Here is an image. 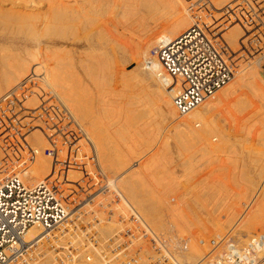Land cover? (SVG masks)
<instances>
[{
    "label": "bare ground",
    "instance_id": "1",
    "mask_svg": "<svg viewBox=\"0 0 264 264\" xmlns=\"http://www.w3.org/2000/svg\"><path fill=\"white\" fill-rule=\"evenodd\" d=\"M4 1H9V0H0V10L3 12V6L4 5ZM12 1V6H10L9 12L11 13H20V17L17 19L16 21V25L15 24H11L9 22L10 19L12 18H7L8 16H10V14H8V16L5 17L7 18L6 20H8V23L6 21V26L4 25V22H5V17L3 16L2 18H4V21L3 19L1 21V24L2 27L4 28L5 27V31L7 30V25L8 24H11V27L13 25H15V27L18 25V20H22L23 17L26 19H23L24 22L21 23L23 24L22 26H26V33H24L22 36L20 35L19 37H17L19 35L20 32H24V30H21L22 29V26H21V29H20V32H19V28H18V31H17V27H16V31L18 32V34H16V37L12 38L11 36V33L13 32H16V31H12V28L11 30H9L10 32L5 34L4 32H0V58L1 59H4V58H7L8 56V53L11 52V55L8 56V60H9V57L11 58L12 57V60L13 61H9L8 63L4 61H2V65H1V72H0V75L3 77L7 76L8 74L10 73H18L19 71H23L24 69L26 70H29V72L35 74V75H44V78H48L50 77V79L53 80V85L55 86L56 88V101H59L61 100L62 103L68 108V110L73 114V116H76L75 119L76 121L78 122V124H80V126H83L84 128H86V130L88 131V135H89V138L91 140L94 141L95 143V147L98 149V152H97V155H98V158H99V162H100V165L102 167V169L108 173L109 171V168H110V172H113V174H116L115 176V187L117 188V190L119 192H121L125 198L129 201V203L134 206L136 209H138V211L144 216V218L149 222V224H151L153 226V228L156 230V231H163L166 230L165 229V223L161 220L163 218H159V216L156 214H154L153 210L150 209V206H154V205H151V204H154V201L153 203H150V205H148V201H147V205L148 207L144 204V201L141 199L140 195L138 192L139 189H138V184L140 182H143L145 180V177L147 175L151 176V182L149 181V183L147 185H150L152 184V181H154V183H160L158 180H160L159 178H157V180L155 179V174H153L152 171H155L154 169L155 168H159L162 163L160 162L161 160V156L163 155L162 153L164 152L165 150V147L167 146L168 142L166 141V146L163 145L162 146H165L163 148H160L158 151H153V153L155 155H153L154 157L148 158V160H142L140 163H142V165L140 167H134V166H137V164H134V165H129L130 162H126V160L124 159L123 161L121 162H118L116 163V159L113 161L112 159L117 157V154L116 156L114 155V153H116L115 151L113 152V154H110L113 158L110 157V155L108 153H111L112 151V147L111 149L109 148V146L107 147L108 145V138H106L104 136V133H103V128H102V125H101V121H104L103 119L100 118V114L101 112H103V115H104V110L105 108L101 105H97L95 104V101L92 97H90L89 95H86V96H83V91L89 89L87 87H84L83 85V81L82 79L80 78L79 76V72L76 70L74 72H69L68 73V68H70L68 65L69 61H67V58H70L71 60L73 59L72 55H70V52H69V48L66 49V48H63V47H57V41H60V42H67V43H70V44H75V45H79V44H83V45H88V47H99L102 48V57L98 56L99 57V60L100 58H102L101 60H104L103 59V56L105 58V62L104 63L103 61V64L105 66L108 67V65L106 64H113L112 63V59H110V57L108 56V48L104 47L103 45L105 44H108L109 40L111 42V40L113 39H110L112 38V34L110 33H113L114 30H117L115 32H119L118 29H113V32L111 31L113 27H118V26H125L126 23L130 22V19L132 18L133 20V17H130V15H132V13L135 12V10H140L141 8H144V9H154L155 7L157 8V6H161L159 2H157L158 0H10ZM211 2V7L213 8V10H218L220 7H222L223 5H227V3L230 2V0H209ZM161 2H163V0H161ZM11 4V2H10ZM6 5V4H5ZM9 5V4H8ZM141 7V8H140ZM173 7V6H172ZM160 8V7H159ZM158 8V10H159ZM178 9V8H177ZM221 9V8H220ZM5 10V9H4ZM157 10V11H158ZM172 10H174L175 12V8H173ZM156 11V12H157ZM160 11V10H159ZM158 11V13H160ZM116 12V14H114ZM152 12V11H151ZM150 12V13H151ZM154 12V13H156ZM171 12V11H170ZM174 12L170 13L172 14V16H170V19L166 18L167 21L164 22V24H162L161 26H157V24H155L156 26L152 27L151 29H149L147 32H145V37L143 36L141 38L140 41H137V43L133 44L132 39L131 41H126L127 44H132L130 46H128L125 41H124V36L126 37V35L123 36V40L121 39L122 35H121V30L122 28H120V34H117L118 36H116V40L117 38L120 40H122V44L125 43V47L123 45L122 48H125L123 53L128 55L129 54V57H131V60L133 61V63H135L136 65V71L137 75H133L132 78H130L129 74L127 73V71L130 73H134L133 71H131L130 69L126 70L125 72L119 68L117 66V68L121 69L120 71V74H125L129 76L130 79H127L125 78L127 81H137L138 83H140L142 81V83L146 82L148 85V89L149 87H151V90L153 89V92L150 90V92H152L153 94H155V97L156 99H158L157 101L159 103H161V106H162V109L163 111L166 112V117L170 120V122H172V125H171L168 129H169V132H171L174 136H176L179 140V142H181L182 146H180V148L184 147L183 149H185V147H188L189 145L186 146L185 143L187 142H190V143H199L200 145H202V147H204L205 144H215V142L213 141L215 137H217L216 139H218L220 142H222L223 138L224 139H228L229 138V134L226 133V129H223V126L226 124L224 123V125L222 126V124L220 123V119H222V113L224 112V109L226 108H222L221 104L222 105H225V106H228L230 104H228V102L230 103V101L233 103L231 105H235V103H237V99L240 98L239 95L242 94V92H248V91H251V92H255L256 94L259 93L260 96L262 97V99L264 100V75L262 74V71L260 69V64H261V59L260 57L257 58L256 60H251L250 58V64H253L249 70L247 71H243V70H240L239 68L241 67V65H237L239 68H236V69H239L237 71L236 74H234V77L233 79L230 81V83L225 86L224 88L220 89L213 98H211L210 100H207L205 102H203L200 106H198L197 108L193 109L191 112L188 113V116L185 115V116H180L181 114L178 113L174 103H173V98L175 96V92L176 90H178L179 88V85L180 83H177V85L175 84L176 81L173 80V78H171L169 75L165 74L164 73V69L162 67V64L158 58V56L156 54H154L155 50L157 49V46L160 44L161 41L163 40H173L175 38H177L179 35L182 34V32H184L185 30H187L193 23H194V17H192V14H189V13H183L182 11H180L179 9L175 12L176 14H174ZM231 12V11H230ZM139 13V12H137ZM137 13H135L134 15H136ZM141 13V11H140ZM162 13V12H161ZM114 14V16H113ZM164 14V13H162ZM162 14H158L159 15H162ZM1 15V14H0ZM153 15V14H152ZM151 15V16H152ZM165 15V14H164ZM174 15V16H173ZM209 15V14H208ZM14 16V15H13ZM23 16V17H22ZM163 16V15H162ZM166 16V15H165ZM18 16H16L17 18ZM155 18H157L156 16H154ZM172 17V18H171ZM154 18V19H155ZM161 18V17H160ZM164 18V16H163ZM162 18V19H163ZM14 19V18H13ZM159 19V18H158ZM22 20V21H23ZM157 20V19H155ZM159 21V20H158ZM157 21V22H158ZM161 21V20H160ZM159 21V22H160ZM21 22V21H20ZM146 22V20H145ZM155 22V21H154ZM223 22V21H222ZM14 23V22H12ZM156 23V22H155ZM163 23V22H160V24ZM207 23L210 24V26L212 27V31L216 34V35H220L221 32L225 31L224 34L225 35H222L226 41L230 44V47H232V52H234V50H238V48H240L241 50H244L245 48V44H246V39H247V36L251 35L249 33L248 35V27L246 25H244V20L241 18H235V20H232V21H229L227 23H225V27L224 29H222L223 27H220L219 26H216V24L214 25V23H212V19L211 18H208L207 19ZM1 24H0V29H1ZM26 24V25H25ZM159 24V25H160ZM222 24V23H221ZM143 25V24H142ZM10 26V25H9ZM8 26V27H9ZM20 26V24H19ZM110 26H113L112 28H110ZM144 26V25H143ZM128 27V26H127ZM156 29L155 31L153 29ZM15 29V28H13ZM148 29V28H147ZM146 29V30H147ZM2 30V29H1ZM0 30V31H1ZM145 30V29H144ZM227 30V31H226ZM22 32V33H23ZM129 32V31H128ZM212 32V36H216L214 33ZM4 33V34H3ZM211 33V31H210ZM9 34V35H8ZM114 36L116 35L115 33H113ZM128 36V35H127ZM132 35H130L131 37ZM134 37V36H133ZM137 37V36H136ZM220 38V36H218L216 38V40H218ZM129 39V38H128ZM134 39V38H133ZM115 40V39H114ZM126 40V38H125ZM130 40V39H129ZM135 40V39H134ZM139 40V39H138ZM222 40V39H221ZM124 41V42H123ZM113 42V41H112ZM117 42V41H116ZM115 43V42H114ZM114 43H111L114 44ZM119 41L116 43V45H118ZM59 44V43H58ZM121 44V43H119ZM223 44V43H222ZM110 45V44H109ZM110 45V46H111ZM115 45V44H114ZM113 45V46H114ZM115 45V46H116ZM127 45V47H126ZM109 46V47H110ZM114 46V47H115ZM122 46V45H121ZM117 47V46H116ZM119 47V46H118ZM228 47V48H230ZM121 47L119 49H122ZM83 50V49H82ZM92 50V49H91ZM97 50V49H96ZM123 50V49H122ZM231 50V49H230ZM78 51V50H77ZM81 51V50H80ZM89 51V50H88ZM94 51V50H93ZM114 51V50H113ZM121 51V50H119ZM153 52V55H150V53ZM248 51V50H247ZM91 52V51H90ZM96 52V53H95ZM98 51H94V56L97 58V55L95 54H100V51L97 53ZM231 52V53H232ZM122 53V52H121ZM122 53V54H123ZM230 53V52H229ZM245 53V52H244ZM243 53V54H244ZM253 53V52H252ZM252 53L250 55H252ZM90 54V53H89ZM98 54V55H99ZM242 54V55H243ZM86 55V54H85ZM101 55V54H100ZM247 55V54H246ZM244 56V57H247V56ZM249 55V56H250ZM256 55V54H255ZM90 56V55H89ZM108 56V57H107ZM115 56V55H114ZM230 56L232 57H235L234 55H231ZM229 56V57H230ZM260 56V55H259ZM83 59H84V56H82ZM91 57V56H90ZM89 57V58H90ZM94 57V58H95ZM230 57V59H231ZM254 57V56H252ZM93 58V57H91ZM112 58V57H111ZM114 58V57H113ZM116 58V57H115ZM6 59V60H7ZM108 59H110L108 61ZM236 60V58H234ZM245 59H248V58H245ZM70 60V61H71ZM80 60V59H78ZM95 60V59H94ZM112 60V61H111ZM234 60V61H235ZM1 61V60H0ZM111 61V62H110ZM232 63L235 65V63L233 62V59H231ZM238 61V60H237ZM252 61V62H251ZM96 62V61H95ZM109 62V63H108ZM124 62V61H123ZM246 62H248L249 64V61L246 60ZM67 63V64H66ZM85 63V62H84ZM98 63V58H97V62ZM241 63V62H240ZM66 64V65H65ZM71 63H69L70 65ZM81 64V62H80ZM101 63V65H103ZM110 64V65H111ZM119 64H122L119 62ZM124 64V63H123ZM122 64V65H123ZM237 64V63H236ZM245 64V62H244ZM247 64V63H246ZM255 64V65H254ZM91 65V64H89ZM98 65V64H97ZM114 65V64H113ZM72 66V65H71ZM88 66V64H87ZM85 66V67H87ZM93 66V64L91 65ZM115 66V65H114ZM112 66V67H114ZM126 66V65H125ZM129 66V65H128ZM236 66V65H235ZM249 66V65H248ZM68 67V68H67ZM75 67V66H74ZM90 67V66H89ZM88 67V69H90ZM94 67H97V66H94ZM104 67V66H102ZM101 67V68H102ZM110 67V66H109ZM110 68V69H116L115 67L114 68ZM121 67V66H120ZM245 67V66H244ZM83 68V66H82ZM99 69H101L100 67H97ZM71 69V68H70ZM75 69V68H74ZM87 69V70H88ZM96 69V68H95ZM109 68H107L108 70ZM148 69V73L144 72V70ZM85 69H83L84 71ZM104 72L106 70V68H103L102 69ZM118 70V69H117ZM70 71V70H69ZM97 71V70H95ZM100 71V70H99ZM111 71V70H110ZM123 71V72H122ZM243 71V72H242ZM25 72V71H24ZM86 72V70H85ZM104 72H102L104 74ZM109 72V70H108ZM118 72V71H117ZM90 73H94V69H90ZM96 73V72H95ZM99 73V72H98ZM101 73V72H100ZM99 73V74H100ZM3 74V75H2ZM22 74V73H21ZM32 74V75H33ZM74 74V77H72ZM85 74V73H84ZM98 74V75H99ZM110 74V73H109ZM113 74V73H112ZM29 75V74H28ZM87 75V74H86ZM94 74H91V76L93 77ZM96 75V74H95ZM96 75V76H98ZM117 75V74H116ZM115 75V77H116ZM132 75V74H130ZM237 75V76H235ZM241 76L238 78V76ZM9 76V75H8ZM13 76V75H12ZM18 76V75H17ZM15 76V77H17ZM27 76V74H26ZM101 76V75H100ZM108 76V75H107ZM119 76V75H118ZM124 76V75H123ZM122 76V77H123ZM124 76V77H125ZM127 76V77H128ZM19 77V76H18ZM17 77V78H18ZM32 77H35L34 75ZM38 77V76H37ZM75 77H77V79H75ZM102 77V76H101ZM106 77V76H105ZM113 77V78H115ZM122 77H121V81H122ZM123 77V78H124ZM11 78V77H9ZM14 78V76H13ZM90 78V77H89ZM117 78V77H116ZM6 81L9 80L8 77L6 78ZM12 79V78H11ZM25 79V78H24ZM36 79V78H35ZM38 79V78H37ZM49 79V81H50ZM108 79V78H107ZM111 79V78H110ZM125 79L124 82H125ZM131 79H134V80H131ZM25 80H29V79H25ZM44 80V79H43ZM10 81V80H9ZM13 81V80H12ZM21 81V80H20ZM46 81V80H45ZM43 81V82H45ZM105 81V80H103ZM140 81V82H139ZM2 82V81H1ZM16 82V80H15ZM13 82V83H15ZM23 82V81H22ZM38 82V81H37ZM51 82V81H50ZM107 82V81H106ZM136 82V83H137ZM154 82L155 83H161V86L163 85V88H165V90H162L160 87H156V88H153L154 86ZM10 83H12L10 81ZM31 83V82H30ZM46 83V82H45ZM135 84V85H138L139 84ZM157 83V84H158ZM159 83V84H160ZM132 84V83H131ZM9 86V84H7ZM11 85V84H10ZM33 85V84H32ZM86 85V84H85ZM130 85V84H129ZM129 85H128V88H129ZM141 85V83H140ZM145 85V83H144ZM144 85H141L144 86ZM7 86V87H8ZM122 86V85H121ZM126 86V85H125ZM134 86V85H133ZM136 86V87H138ZM147 86V85H146ZM100 87V86H99ZM112 87V86H111ZM145 87V86H144ZM96 88V87H95ZM102 88V87H101ZM121 88V87H120ZM147 88V87H146ZM12 89V88H11ZM142 89V88H141ZM97 90V89H96ZM125 90V89H124ZM98 91V90H97ZM101 91V89H100ZM137 91V90H136ZM142 91V90H141ZM119 92V91H118ZM101 94V93H100ZM152 94V95H153ZM248 94V93H247ZM255 94V95H256ZM92 95V94H91ZM139 94H136L135 96H138ZM254 95V93H253ZM254 95V96H255ZM58 96V97H57ZM134 96V97H135ZM173 96V98H172ZM259 95L257 94L256 97ZM60 97V98H59ZM131 97V96H130ZM154 97V95H153ZM247 97V95H246ZM250 97V96H249ZM137 99H139L138 97H136ZM251 98V97H250ZM249 98V100H250ZM153 99V98H152ZM155 99V98H154ZM241 99V98H240ZM246 99V98H245ZM253 99V97H252ZM251 99V100H252ZM101 100V99H100ZM136 100V99H135ZM134 100V101H135ZM239 100V99H238ZM244 100V98H243ZM247 100H248V97H247ZM248 100V102H249ZM250 100V101H251ZM262 100V101H263ZM106 100H104L105 102ZM141 101V100H139ZM242 101V99L240 100V102ZM254 101V100H252ZM144 102V100H143ZM239 102V104H240ZM247 102V101H246ZM245 100H244V103L245 105L251 103V102H247L246 103ZM264 102V101H263ZM136 103V102H135ZM134 103V104H135ZM140 103V102H139ZM159 103L158 106H159ZM106 104V103H105ZM228 104V105H227ZM141 105H142V101H141ZM238 105V104H237ZM242 105V104H240ZM245 105L243 104L242 106L245 107ZM259 105V104H258ZM135 106V105H134ZM143 106V105H142ZM159 106V107H161ZM236 106V105H235ZM241 106V108H242ZM252 105L250 104L249 107H251ZM137 107V106H136ZM234 107V106H233ZM240 107V106H239ZM258 107V108H257ZM256 110L257 113L254 111L252 113H256L258 114V110L259 111H263L264 109L260 110L259 109V106H257ZM122 108V107H121ZM235 108V107H234ZM246 108V107H245ZM161 109V110H162ZM219 111H218V110ZM228 109V107H227ZM237 109V107H236ZM235 109V111H236ZM239 109V108H238ZM237 109V110H238ZM253 109V108H252ZM140 110V109H139ZM240 110V109H239ZM108 111V110H107ZM217 111V113H216ZM241 111V110H240ZM138 112V111H137ZM229 112V111H228ZM234 112V111H233ZM143 113V112H142ZM163 113V112H162ZM239 113V112H238ZM263 114V118H264V112H260V114ZM210 115L211 118L209 117V119H207L206 117H204L205 115ZM237 114V113H236ZM255 114V116H256ZM163 115V114H162ZM206 115V116H207ZM222 115V116H221ZM187 116V117H186ZM225 116V115H224ZM231 116V115H230ZM254 115H252L253 118H255ZM180 117V118H179ZM198 117L199 119L201 118V123H200V127H197L195 122H194V119L197 118L198 120ZM208 117V116H207ZM228 117V116H227ZM226 117V118H227ZM233 117V115H232ZM231 117V118H232ZM257 117V116H256ZM104 118H105V115H104ZM251 118V117H250ZM249 118V119H250ZM252 118V119H253ZM259 118V117H258ZM263 118H261L260 121H257V124H259V127H261V130H259L260 132L257 131V133H262V136L260 137L261 140H262V143L264 144V123H263ZM168 119L166 121H168ZM229 119V118H228ZM227 119V120H228ZM101 120V121H99ZM165 120V119H164ZM247 120V119H246ZM259 120V119H258ZM235 121V119H234ZM237 121V120H236ZM235 121V123H236ZM251 121V120H250ZM253 121V120H252ZM118 122V121H117ZM169 122V121H168ZM239 122V121H238ZM247 122V121H246ZM255 122V121H254ZM116 123V122H115ZM120 123V122H118ZM117 123V124H118ZM248 123V122H247ZM247 123H243V124H246ZM103 124V123H102ZM138 124V123H137ZM136 124V125H137ZM249 124V123H248ZM257 124H251L249 125V128H252L250 129L251 132L253 130V126L255 127V125ZM263 124V125H262ZM129 125V124H128ZM245 125V126H246ZM261 125V126H260ZM252 126V127H251ZM240 127V126H239ZM247 127V126H246ZM118 128V127H117ZM162 128V127H160ZM230 128V127H229ZM249 128L247 130V132L249 131ZM42 130V128H40ZM40 129H36V130H32V135L30 134L29 136V142L31 144V146L33 145H37L39 147H41L43 149V152L40 154V155H37L34 160L31 162L30 166H23L22 164H19V162H16L14 161V163H12L13 165V169H19L20 171L22 170L23 172V175L25 176L26 178V183L28 185H34L40 181H43V180H46V179H50V180H58L60 182V192L61 194L63 195V197L68 200L69 202L73 203V199L74 198V194H70V190L71 188L67 189L65 187H68V185L65 186V181L68 180L69 178H72V181H77L78 183L82 184L83 183V180L85 179V176H84V173L82 172V169H77L76 166H73L71 168L68 169V179H66L67 177H64V172L61 173L63 174L62 176L57 172V170L55 168L56 171H55V177L52 176L54 175V170L51 171L50 169L52 168V165L51 168L49 169V161H51L50 159V156L46 153V149L50 147V143L48 141L50 140H46L44 137L46 136V133L44 131H41ZM111 129V128H110ZM245 129V128H244ZM85 130V131H86ZM160 130V129H159ZM165 130V129H164ZM255 130V129H254ZM108 131V130H107ZM127 131V130H126ZM158 131V130H157ZM243 131V130H242ZM105 132V131H104ZM111 132V131H110ZM138 132V131H137ZM149 132V131H148ZM228 132V131H227ZM250 131L248 133L252 134ZM45 133V134H44ZM152 133V132H151ZM158 133V132H156ZM167 133V132H166ZM214 134L211 136V134ZM136 134V133H135ZM240 134V133H239ZM249 134V135H250ZM110 136V134L107 133V136ZM261 134L257 135V136H260ZM44 136V137H43ZM108 136V137H109ZM137 136V135H136ZM167 135L164 136V138L166 137ZM247 136V135H246ZM24 137V136H23ZM107 140H105V138ZM170 135L167 136V138H169ZM251 137V135H250ZM256 138V137H255ZM259 138V139H260ZM26 139V138H25ZM110 139V138H109ZM114 139V138H113ZM130 139V138H129ZM139 139V138H138ZM241 139L240 137L238 138V140ZM243 139V138H242ZM241 139V140H242ZM27 140V139H26ZM36 140H38L36 142ZM115 140V139H114ZM113 140V141H114ZM169 140V139H168ZM229 140V139H228ZM237 140V139H235ZM240 140V141H241ZM108 141V142H106ZM112 141V140H111ZM111 141L109 143V145L111 144ZM85 142V141H84ZM83 142V143H84ZM106 142V143H105ZM178 142V141H177ZM185 142V143H184ZM247 142V141H246ZM249 142V141H248ZM6 143V142H5ZM3 143V144H5ZM60 143V142H59ZM116 143V142H114ZM113 143V144H114ZM189 143V144H190ZM3 144H0L1 146ZM112 144V145H113ZM145 144V143H144ZM177 144V143H176ZM185 144V145H184ZM188 144V143H187ZM198 144V145H199ZM239 144V143H238ZM245 144V142H244ZM252 144V143H250ZM255 144V143H253ZM252 144V145H253ZM24 145V144H23ZM87 145V144H86ZM111 145V146H112ZM25 146V145H24ZM118 146V145H116ZM241 146H242V143H241ZM3 147V146H2ZM5 147V146H4ZM3 147V148H4ZM7 147V146H6ZM84 147V146H83ZM114 149H115V145L113 146ZM137 147V146H136ZM151 147V146H150ZM154 147V146H153ZM156 147V146H155ZM190 147H192V145L190 144ZM197 147V146H196ZM196 147H193V148H196ZM248 147V146H247ZM253 147V146H252ZM259 147V146H258ZM1 148V147H0ZM16 148V147H15ZM36 148V147H35ZM157 148V147H156ZM155 148V149H156ZM167 150L168 147H166ZM178 148L180 151L181 149ZM251 148V147H250ZM22 149V148H21ZM108 149H110V152H108ZM119 149V148H118ZM150 149V148H148ZM154 149V148H153ZM182 149V150H183ZM244 149V148H242ZM2 150V149H1ZM0 150V151H1ZM23 150V149H22ZM64 150V149H63ZM120 150V149H119ZM193 150V149H192ZM245 150V149H244ZM253 150V149H252ZM13 151V150H12ZM26 152V150H23L22 152ZM82 151V150H81ZM85 151V150H84ZM170 151V150H169ZM249 151V150H248ZM255 151V150H254ZM262 151V150H261ZM5 152V151H3ZM7 152V151H6ZM39 152V151H38ZM69 152V151H67ZM194 152V151H193ZM192 152V154H193ZM247 152V150H246ZM18 153V152H17ZM16 153V154H17ZM21 153V152H20ZM27 153V152H26ZM250 153V152H249ZM253 153V152H252ZM257 153V152H256ZM263 153V152H261ZM181 154V153H179ZM21 156V154H19ZM28 155V154H27ZM86 155V154H85ZM191 155V153H190ZM0 156H1V152H0ZM7 156V154H6ZM5 156V158H7ZM60 156H63L60 154ZM65 156V155H64ZM100 156V157H99ZM119 156V155H118ZM172 156V155H171ZM182 156V155H181ZM184 156V155H183ZM256 156V155H255ZM17 157V156H16ZM26 157V156H25ZM67 157V156H66ZM189 157V156H188ZM263 157V155H262ZM261 157V158H262ZM4 158V157H2ZM10 158V157H9ZM14 159V156L12 157ZM20 158V157H19ZM120 158V156H119ZM146 158V157H145ZM251 158V157H250ZM261 158H259L261 160ZM12 159V160H13ZM50 159V160H48ZM71 159V158H70ZM73 159V158H72ZM101 159V161H100ZM185 159V157L183 158V160ZM252 159V158H251ZM264 159V158H263ZM262 159V160H263ZM5 160V159H4ZM118 160V159H117ZM122 160V159H121ZM186 160V159H185ZM184 160V161H185ZM190 160V159H187V161ZM8 161V160H7ZM11 161V160H10ZM16 161L17 158H16ZM29 161V160H28ZM53 161V160H52ZM73 161V160H72ZM120 161V160H119ZM251 161V160H250ZM2 162L0 165V181L3 179V177L6 175V161H5V165L3 164V160L1 159ZM9 162V161H8ZM7 162V163H8ZM21 162V161H20ZM133 162V161H132ZM255 162V161H254ZM261 162V161H260ZM18 163V164H17ZM23 163V161H22ZM74 163V162H73ZM103 166H102V164ZM108 163L107 166H109L108 170L106 171V164ZM135 163V162H134ZM190 163V162H189ZM187 163V164H189ZM244 163V162H243ZM11 164V163H10ZM24 164V163H23ZM27 164V163H26ZM51 164V162H50ZM75 164V163H74ZM133 164V163H131ZM167 164V163H166ZM169 164V163H168ZM186 164V163H185ZM254 164V163H253ZM260 164V163H259ZM259 164H255V165H259ZM264 164V162H263ZM12 165H9L8 164V167L9 166H12ZM77 165V164H75ZM238 165V164H237ZM21 166V167H20ZM54 166V165H53ZM79 166V165H78ZM82 166V165H81ZM242 166H245L242 164ZM262 168H261V167ZM259 166V168H261V170L257 171L255 174H257L256 176H252L250 178H247L245 179L246 180V184L249 185V186H253V187H257L259 190H260V194L261 196L259 197V199L254 202V204H252L248 210V218L242 220L241 222L238 223V228H236V230H240V231H243L245 232V236H250L252 234H255V233H258L260 230H263L264 232V215L263 217H259L258 219H256V215H259V214H262L264 213V165L262 166V164ZM76 167V168H75ZM80 167V166H79ZM167 167V166H166ZM169 167V166H168ZM256 167V166H255ZM254 167V168H255ZM82 168V167H81ZM118 171H116V170ZM153 169V170H152ZM161 169V168H160ZM163 169V168H162ZM161 169V171H162ZM235 169V168H233ZM232 169V170H233ZM237 169V168H236ZM240 169V168H239ZM167 171V169H165ZM170 171V168L168 169ZM185 170V169H184ZM189 170V169H188ZM188 170H185L188 171ZM242 170V169H241ZM256 170V169H255ZM116 171V173H115ZM168 171V172H169ZM245 171V169L243 170ZM66 172V173H67ZM109 172V174H110ZM156 172V171H155ZM158 172H159V169H158ZM189 172V171H188ZM59 175H58V174ZM164 172H162L161 174H163ZM166 174H168L167 172H165ZM164 173V174H165ZM235 173V172H234ZM11 174V173H10ZM173 174V173H172ZM187 174V172H186ZM58 175V177H57ZM146 175V176H145ZM158 175V174H156ZM246 175H250V174H246ZM61 176V177H59ZM66 176V175H65ZM110 176V175H109ZM164 177V175H162ZM183 176V175H182ZM112 177V178H113ZM158 177V176H157ZM173 177V176H170V178ZM176 177V175H175ZM193 177V176H192ZM245 177V176H243ZM248 177V176H247ZM257 177L258 179L261 178L262 179V183L258 185L257 183ZM148 178V177H147ZM146 178V180H147ZM168 177V179H170ZM189 178V177H188ZM187 178V179H188ZM241 178V177H240ZM74 179V180H73ZM87 179V178H86ZM164 179V178H163ZM166 179V180H168ZM176 179V178H174ZM236 179V178H235ZM260 179V180H261ZM149 180V179H148ZM71 181V180H70ZM169 181V180H168ZM180 181V180H179ZM239 180H236L235 182H237ZM242 181V179H241ZM67 182V181H66ZM69 182V181H68ZM76 182V183H77ZM86 182V180H85ZM87 182L89 183H93L92 180L89 181V179H87ZM86 182V183H87ZM146 182V181H145ZM85 183V184H86ZM89 183V184H90ZM162 183V182H161ZM176 183V181H175ZM238 183V182H237ZM235 183L236 185H239V183L237 184ZM241 183V182H240ZM75 184V183H74ZM145 183L143 184L146 185ZM171 184V183H169ZM180 184V183H179ZM188 184V182H187ZM243 184H244V181H243ZM242 184V185H243ZM73 185V184H72ZM71 185V186H72ZM83 185V184H82ZM81 185V186H82ZM153 185V184H152ZM151 185V186H152ZM245 185V186H247ZM64 186V188H63ZM70 186V187H71ZM80 186V185H79ZM78 186V187H79ZM158 186V185H157ZM172 186V184H171ZM174 186V185H173ZM196 186V185H195ZM86 187V186H84ZM167 187V185H166ZM83 188V187H82ZM154 189H156L155 187H153ZM72 189H73V186H72ZM71 189V190H72ZM80 189V188H79ZM76 190L77 191H80V190ZM153 189V191H154ZM164 189V188H163ZM162 189V191H163ZM175 189V188H174ZM150 190L152 191V188H150ZM157 190H160V189H157ZM156 190V191H157ZM160 190V193L162 192ZM74 192V191H73ZM74 192V193H76ZM94 192V191H93ZM146 192V191H145ZM165 192V191H164ZM82 195L80 196V198L84 199V195L87 193H84V189L82 190ZM92 193V192H91ZM147 193V192H146ZM152 193V197L156 196V198H158V196L160 195L161 197V200L159 199L158 201H156V204L157 202H161L162 201V197L164 196L163 193L161 196V194H159V191L157 192V195H153L154 192H151ZM166 193V192H165ZM164 193V194H165ZM78 195V193H76ZM155 194V193H154ZM78 195V196H79ZM76 197L79 198V197ZM168 196V194L166 195ZM165 196V197H166ZM147 197V195H146ZM145 197V198H146ZM151 197V199H152ZM79 198V200H80ZM155 198V199H156ZM147 199L149 200V196L147 197ZM166 198H163V201H165V203L167 202V200H164ZM175 199V198H174ZM185 199V198H184ZM157 200V199H156ZM172 201V200H171ZM75 202V200H74ZM150 202V200H149ZM152 202V201H151ZM174 202V201H172ZM172 202H168V206L170 204L169 207H171L172 205ZM187 202V201H186ZM185 202V204H186ZM162 203V202H161ZM160 203V204H161ZM155 204V205H156ZM164 204V203H163ZM174 204V203H173ZM188 204V203H187ZM179 205V204H178ZM189 205V204H188ZM167 206V205H166ZM165 206L166 209H169ZM175 206V205H174ZM177 206V205H176ZM197 207V205H195ZM173 207V206H172ZM178 207V206H177ZM176 207V208H177ZM184 208H177L180 209L179 211H176L178 212V215L175 219L172 218L170 219L172 225L175 224L177 227H178V230L182 231V232H187L188 229L189 231L191 232L193 230L194 227H198V230H199V233L197 234L198 237H195L196 235H193L196 240L194 241L193 239H190L191 241V249L190 251H192L194 257L199 260H201L202 257L201 256V250L202 248H206V241L201 237V235H203L207 230L211 231V232H216L218 231V226L214 223L213 224V227L211 228L212 225H210L209 227V223H210V220H208V218H203V214H201V217L198 216L199 218H197V216L195 218H193V215L190 213L191 211H189L188 207L187 209L185 208L186 206H183ZM193 207V206H192ZM155 208V207H154ZM175 208V209H176ZM159 208H157L158 210ZM164 210V208H161L160 207V211ZM174 209V207H173ZM174 209V210H175ZM194 209V208H193ZM199 209V208H198ZM173 210V211H174ZM188 210V211H187ZM211 210V209H210ZM171 211V209L168 210V212ZM172 211V212H173ZM170 212L172 215L170 217H173L175 214V211L174 213ZM210 212V211H209ZM162 213V212H161ZM190 213V214H189ZM199 213V212H198ZM169 214V213H168ZM198 214V215H200ZM209 214V213H208ZM176 215V214H175ZM194 215H197V212H195ZM161 216V215H160ZM168 218V217H167ZM183 218V220H182ZM208 220V221H207ZM255 220H257L255 222ZM254 222V223H253ZM115 223V222H114ZM187 223V224H186ZM111 224V223H110ZM113 224V223H112ZM111 224V225H112ZM230 224V221H228L227 224L223 225V229L225 228L226 225H229ZM109 225V224H108ZM103 226V225H102ZM230 226V225H229ZM113 227V225H112ZM111 227V228H112ZM237 227V225H236ZM104 228V227H103ZM105 228H107L105 226ZM217 228V230H216ZM109 230V229H108ZM112 230V229H111ZM234 230V228H233ZM42 230L35 226L31 229L30 231V236L31 237H34V236H37L39 234H41ZM162 232V233H163ZM220 232V231H218ZM241 232V233H243ZM229 233V232H228ZM231 233V232H230ZM177 234V233H176ZM186 236L189 235L187 233H184ZM259 234V233H258ZM240 235V234H239ZM242 235V234H241ZM240 237L245 241V239L243 238V236ZM180 236V235H178ZM184 236V235H183ZM185 236V238H186ZM70 237V235L68 234L67 237L65 238L62 237L60 238V242L59 244H57V246H60V244L64 245L66 244V239H68ZM189 237V236H188ZM187 237V238H188ZM239 237V238H240ZM194 238V239H195ZM238 238V239H239ZM240 238V239H241ZM201 239V240H200ZM72 241V240H70ZM247 242V241H246ZM245 243V242H244ZM190 244V243H189ZM203 245V247H202ZM189 246V245H188ZM208 247V245H207ZM189 248V247H188ZM47 253H45L46 257L43 258V261L45 260V262H48L47 264H49V261H51L53 258V252L50 250V251H46ZM51 252H52V255H51ZM191 254V252H190ZM186 255L184 254V257ZM186 258V257H185ZM183 258V259H185ZM191 258V257H189ZM182 259V258H181ZM188 259V258H187ZM186 259V260H187ZM198 260V261H199ZM40 261V262H41ZM180 261V260H179ZM185 261V260H184ZM189 261V260H188ZM187 261V262H188ZM39 263V264H43V263ZM181 262V261H180ZM189 263V262H188ZM187 263V264H188ZM45 264V263H44Z\"/></svg>",
    "mask_w": 264,
    "mask_h": 264
},
{
    "label": "built area",
    "instance_id": "2",
    "mask_svg": "<svg viewBox=\"0 0 264 264\" xmlns=\"http://www.w3.org/2000/svg\"><path fill=\"white\" fill-rule=\"evenodd\" d=\"M188 9L195 17L194 23L177 38L161 41L154 52L164 73L176 85L180 83L173 103L181 115L213 98L235 74V65L227 56L228 46L210 33L207 19L214 16L211 2H191ZM241 17L251 34L245 49L262 53L260 59H264V0H235L225 6L221 16L224 23ZM27 79L0 102V128L11 126L9 137L13 131L20 133V126L25 127L19 116L24 109L22 100L33 92L29 87L31 77ZM34 114L31 118L44 124L42 129L50 138L46 153L54 160V168L61 173L68 170L69 164L58 159L64 143L74 158L69 160L70 165L72 160L81 163L84 176L93 184L84 199L71 203L61 194L58 180L28 185L19 169L5 176L0 181V264H39L47 249L53 252L49 264H186L179 260L180 254L188 250L187 240L157 232L117 190L114 179L100 165L94 143L61 100L54 105L45 102ZM82 139L90 148L89 155L80 154ZM22 141L28 146V160L32 162L37 150L25 137ZM107 222L116 224L108 234L102 230ZM35 226L42 232L31 237L29 233ZM68 234L66 244L57 246ZM198 264H264V232L245 243L230 234L217 236L211 239L207 254Z\"/></svg>",
    "mask_w": 264,
    "mask_h": 264
},
{
    "label": "rangeland",
    "instance_id": "3",
    "mask_svg": "<svg viewBox=\"0 0 264 264\" xmlns=\"http://www.w3.org/2000/svg\"><path fill=\"white\" fill-rule=\"evenodd\" d=\"M200 0H163V2H161V0H158L157 2H159L160 3V5L161 6H157V8L155 7L153 10L152 9H150V8H148L147 10L146 9H144V8H141L139 11L138 10H135V12L134 13H132V15H130V17H133V20H132V18L130 19V22H128V23H126L125 24V26H118L117 28L116 27H113V26H110V28H112V32H113V29H118V33L117 32H115V31H117V30H114V32L113 33H115L116 35L114 36V34L113 33H110V34H112V38H110V39H113V40H111V42H110V40L108 41L109 43L108 44H105V45H103L104 47H106V48H108V56L110 57V59H112L111 61H112V63L116 66H114L113 64H106V65H108V67L107 66H105L104 64H103V62L104 63H106L105 62V58H104V56H103V59L104 60H101L102 58H100V60H99V57L101 56L102 57V48H100L99 47V45H98V47H88V45L86 44V45H83V44H79V45H73V44H70V43H65V42H60V41H58V40H56L57 41V47H63V48H66V49H68L69 50V52H70V55H72L73 57V59L71 60L70 58H67V61L66 62H68L69 61V63H71L70 65H69V63H68V65L67 66H69L70 68H68V73L69 72H71V70H72V72H74V71H78L79 72V76H80V78L82 79V81H83V85H84V87H87V88H89V89H87V90H85V91H83V96H86V95H89L90 97H92L93 99H94V101H95V104H99L101 101V103L99 104L100 106L102 105L104 108H105V110H104V115H105V118H104V115H103V112H101V114H100V118L101 119H103L104 121H101V120H99V121H101V125H102V128H103V130L105 131H103V133H104V136L106 137V138H108V141L110 140H112L111 141V144L109 145V143H110V141L108 142V141H106V142H108V145H107V147L109 146V148L111 149V147H112V152L111 153H108L109 155L110 154H113V152L115 151H117L116 153H114V155L116 156V154H117V157H115V158H113L111 155H110V157L111 158H113L112 160L114 161L115 159H116V163H117V161L118 162H121V161H123L124 159L126 160V162H130V164L129 165H134V164H137V166H134V167H140L141 165H142V163H140L142 160H148V158L149 159H151V158H153L154 156L153 155H155L154 153H153V151L155 150V151H158L160 148H163V147H165L166 146V141L168 142V144H167V146L166 147H168V149L170 150H167V148L165 147V150H164V152L162 153L163 155L161 156V160H160V162L162 163V165L158 168L159 169V172H158V169L157 168H155L154 170L156 171H152L153 172V174H158V175H154L155 176V179L157 180V178H159L160 180H158L160 183H154V181H152V184H150V185H147L148 183H149V181L151 182V176H149V175H145L146 177H145V180L143 181V182H140L137 186H138V191H140V192H138L139 193V195H140V197H141V199L144 201V206L146 205L147 207H148V205H150V203H153V201H154V204H151V205H154V206H150V209L151 210H153V212H154V214L156 215H158L159 216V218H163V219H161L166 225H165V229L166 230H164V232L163 231H161V233L163 232V233H168V234H171L172 236H173V238H180V239H185V240H187V243H188V250L186 251V252H182L181 254H180V258H182L180 261L182 262V260L184 261L185 260V262H186V264L188 263V264H198L199 263V259L197 258H195L194 257V255H193V253H192V251H190V250H192L191 249V241H190V239H193L194 241L196 240V238L195 237H198L197 236V234L199 233V230H198V227H197V229H196V227H194L193 228V230L190 232L189 231V229H188V231L187 232H182V231H180V230H178V227L175 225V224H173L172 225V223H171V221H170V219H172V218H174L175 216L177 217V215H178V212H176V211H179L180 209H178L177 210V208H179V206H180V208L182 207V208H184L183 206H186L185 208L187 209V207H188V209H189V211H191L190 213L193 215V218H195L196 216H197V218H199L198 216H200L201 217V214H203L204 216H203V218H208V220H210V223H209V227H210V225H212L211 226V228L213 227V224L215 223L218 227V231H220V232H218V231H216V232H211V231H209V230H207L203 235H201V237L206 241V244L208 245V247H207V245H206V248H202V250H201V256L200 257H204L206 254H207V252H208V250H209V248H210V241H211V239H213V238H216L217 236H222V235H226V234H230V236H232L235 240H237V241H239L240 243H244V242H246V241H248L251 237H253V236H255V235H257L258 233H261V232H263V230H260L258 233H255V234H252V235H250V236H245V232H243V231H240L239 229L238 230H236V228H238V223L239 222H241L242 220H244V219H246V218H248V210H249V208H250V206L252 205V204H254V202H256L258 199H259V197L261 196V194H260V190L257 188V187H253V186H249V185H247L246 183V180L245 179H247V178H250V177H252V176H256L257 174H258V172L257 171H259V170H261V164H262V166L264 165L263 164V162H264V144L262 143V140H261V136H262V133H257V131L258 132H260L259 130H261V127H259V124H257V121H260L261 120V118H263V114L261 113L260 114V112H264V110L263 111H259L258 110V114H256L257 113V111H255L258 107L257 106H259V109L260 110H262V109H264V100L262 99V97L260 96V94L259 93H257L258 95H259V97L260 98H258V96L256 97V93L255 92H251V91H248V92H242V94L241 95H239V97L242 99V101L240 102V98H238L237 99V103H235L234 102V104L236 105H231V104H233L231 101H230V103L228 102V104H230V105H228V106H225V105H222L221 104V106H222V108L224 107V108H226V109H224V112L222 113V119H220V123L222 124V126L224 125V123H226L224 126H223V129H226L225 131H226V133H228L229 134V140L228 139H224L223 138V140H222V142H220L218 139H216L217 137H215L214 138V142H215V144H205L204 145V147H202V145H200L199 143H195V145H194V143L192 144V143H190V142H187V143H185L186 144V146L187 145H189L188 147H185V149H183L184 147H182V148H180V146H182L181 144V142H179V140H177L178 138L176 137V136H174L171 132H169V127L172 125V122H170V120L166 117V112L165 111H163V109H162V106H161V103H159L157 100L158 99H156V97H155V94H153L154 92H153V89L151 90V87H149V89H148V86H150V85H148L146 82H144L145 83V85H144V83H142V81L140 82L141 83V85H144V86H142L141 87V85H140V83H138L137 81H127L125 78H127V79H130V78H132V76L133 75H135L138 71L136 70V65H135V63H133V61L131 60V57H129V54L128 55H126V54H124L123 53V51H124V49L125 48H122L123 47V45H124V47H125V43H126V41L128 40V41H131V39H132V41L131 42H133V44H135V43H137V41H140L141 40V38L144 36L145 37V32H147L149 29H151L152 27H154V26H156L155 24H157V26H161L162 24H164V22L165 21H167L168 20V18L170 19V16H172V12H174V10H172L173 8H175L176 10H175V12L179 9L180 11H182L183 13H189V14H192V17H194V15H193V13H192V11H190L189 9H188V7L190 6V4H191V2H199ZM235 0H230V2L229 3H232V2H234ZM5 3H4V5L3 6H5V7H3V12L0 10V24H1V22H3L4 21V18H2L3 16L5 17V15H6V17L8 16V14H10V16H8L7 18H12V19H8L9 20V22L11 23V24H15L16 23V21H17V19L21 16L20 15V13H11V12H9V11H7V10H9V8H10V6H12V1H4ZM10 2H11V4H10ZM6 4V5H5ZM9 4V5H8ZM228 4V3H227ZM173 6V7H172ZM158 8H159V10H158ZM178 8V9H177ZM221 8V9H220ZM218 10H213V14H214V16H212L211 15V19H212V23H214V25L216 24V26H219V28L220 27H223L222 29H224V25H225V23L224 22H222V21H224L222 18H221V16L223 15V11L225 10V5H223L222 7H220ZM5 9V10H4ZM160 12V13H158V11ZM140 11H141V13H140ZM152 11V12H151ZM157 11V12H156ZM171 11V12H170ZM228 11H231L232 12V10L229 8L228 9ZM137 12H139V13H137ZM151 12V13H150ZM154 12H156V13H154ZM164 13V14H162V13ZM174 12V14H176ZM8 13V14H7ZM135 13H137L136 15H134ZM170 13H172V14H170ZM114 14H116V12L114 13ZM114 14H113V16H114ZM153 14V15H152ZM158 14H162L163 16H164V18H163V16L162 15H159L158 16ZM14 15V16H13ZM152 15V16H151ZM16 16H18L17 18H16ZM154 16H156L157 18H155ZM174 16V15H173ZM5 17V22H4V25L6 26V24L8 23V20H6L7 18ZM23 17V16H22ZM161 17V18H160ZM21 18V17H20ZM157 19V20H155V19ZM159 18V19H158ZM163 18V19H162ZM166 18H167V20H166ZM172 18V17H171ZM3 19V21H1ZM23 19H25L24 17H23ZM22 19V20H23ZM194 20H195V17L193 18ZM22 20H18V27H17V31H18V28H19V32H20V29H21V26L23 25V24H21V23H23L24 22V20L22 21ZM26 20V19H25ZM145 20H146V22H145ZM163 22V23H161L160 24V22ZM163 20H165V21H163ZM6 21H7V23H6ZM21 21V22H20ZM156 23H155V22ZM158 21V22H157ZM12 22H14V23H12ZM222 23V24H221ZM11 24H8L7 25V32L4 30L5 29V27L3 28L2 27V25L3 24H1V33L2 32H4L5 34H7V33H9L10 31L9 30H11V28H12V30H11V32L12 31H16V27H15V25H14V27H13V25H12V27H11ZM19 24H20V26H19ZM144 26H143V25ZM160 24V25H159ZM10 25V26H9ZM26 25V24H25ZM9 26V27H8ZM128 26V27H127ZM11 27V28H10ZM26 28V26H22V29L21 30H24L25 28ZM123 27V28H122ZM13 28H15V29H13ZM24 28V29H23ZM120 28H122V30L120 29ZM148 28V29H147ZM145 29V30H144ZM147 29V30H146ZM157 29V28H156ZM155 28L153 29L154 31L156 30ZM120 30H121V35H122V37H121V39L123 38V36L124 35H126V37L124 36V41H125V43H123L122 44V40L120 39H118L117 38V40H116V36H118L117 34H120ZM13 32V33H11V35H9V36H11L12 38L14 37H16V34H18V32ZM129 31V32H128ZM186 31V30H185ZM227 31V30H226ZM23 32V31H22ZM22 32H20L19 33V35L17 36V37H19L21 34L23 35L24 33H26V29L24 30V32L22 33ZM224 32L225 31H223V32H221L220 33V35L218 34V35H216L214 32V34L216 35L215 37L217 38L218 36H220V38L218 39L219 40V42L220 43H224L225 45H227L228 47H230V44L226 41V39L222 36V35H225L224 34ZM3 33V34H4ZM16 33V34H15ZM183 33V32H182ZM124 34V35H123ZM211 34H212V31H211ZM249 34V33H248ZM21 35V36H22ZM128 35V36H127ZM130 35H132L131 37H130ZM213 35V34H212ZM134 36V37H133ZM137 36V37H136ZM250 37V35L248 36V38ZM125 38H126V40H125ZM130 40H129V39ZM135 40H134V39ZM247 38V39H248ZM115 39V40H114ZM139 39V40H138ZM222 39V40H221ZM113 41V42H112ZM119 41V43H121V44H119L118 43V45H116V43ZM123 41V42H124ZM127 41V42H128ZM247 41V40H246ZM115 42V43H114ZM59 43V44H58ZM111 43H114V44H112L111 45ZM247 43V42H246ZM111 46H110V45ZM127 44V43H126ZM129 44H130V42H129ZM127 44L128 46H130V45H132V44ZM115 47H114V46ZM122 45V46H121ZM127 45H126V47H127ZM110 46V47H109ZM119 46V47H118ZM122 48V49H119V48ZM83 49V50H82ZM92 49V50H91ZM97 49V50H96ZM231 49V50H230ZM78 50V51H77ZM81 50V51H80ZM89 50V51H88ZM100 51V54L98 55V54H95V55H97V58H98V63H96L97 62V58L93 55L94 54V51ZM114 50V51H113ZM119 50H121V51H119ZM232 47H230V48H228V54H227V56H230V54L231 55H234L235 57H231V59H233V62L235 63V74L237 73V71L240 69V70H243L244 72L245 71H247V70H249L250 69V67L253 65V64H250V58H251V60L253 59V60H256L257 58H259L260 56H261V54H257V53H255V52H249V51H247L245 48H244V50H241L240 48H238V50L236 49V50H234V52H232ZM91 51V52H90ZM123 54H122V53ZM153 52L154 51H152L151 53H150V55H153ZM230 52V53H229ZM232 52V53H231ZM245 52V53H244ZM90 53V54H89ZM93 53V54H92ZM96 53V52H95ZM244 53V54H243ZM252 53V55H250ZM86 54V55H85ZM243 54V55H242ZM248 56H247V55ZM256 54V55H255ZM11 55V52H9L8 53V56H10ZM91 57H93V58H91ZM115 55V56H114ZM247 56V57H244V56ZM250 55V56H249ZM260 55V56H259ZM8 56H7V58H8ZM82 56H84V59H83V57ZM99 56V57H98ZM107 56V57H108ZM252 56H254V57H252ZM90 57V58H89ZM95 57V58H94ZM112 57V58H111ZM114 57V58H113ZM116 57V58H115ZM229 57V58H230ZM7 58H4V59H1L0 58V72H1V65H2V61L3 60H5L7 63L10 61H13L12 60V57L10 58L9 57V60L7 59ZM234 58H236V60L234 59ZM245 58H248V59H245ZM7 59V60H6ZM78 59H80V60H78ZM95 59V60H94ZM110 59H108V61L110 60ZM71 60V61H70ZM235 60V61H234ZM238 60V61H237ZM246 60L247 61H249V64H248V62H246ZM252 60V61H253ZM96 61V62H95ZM103 61V62H102ZM110 61V62H111ZM124 61V62H123ZM251 61V62H252ZM261 61V64H260V66H258V67H260V69H261V71H262V74L264 75V59H261L260 60ZM80 62H81V64H80ZM85 62V63H84ZM119 62L120 63H124L123 65L122 64H119ZM241 62V63H240ZM244 62H245V64H244ZM3 63H4V61H3ZM101 63L103 64V65H101ZM109 63V62H108ZM237 63V64H236ZM247 63V64H246ZM67 64V63H66ZM65 64V65H66ZM87 64H88V66H87ZM89 64H93V66H91V65H89ZM98 64V65H97ZM241 65V67L239 66V65ZM4 65V64H3ZM3 65H2V67H3ZM72 65V66H71ZM126 65V66H125ZM129 65V66H128ZM240 67H238V66ZM249 65V66H248ZM255 65V64H254ZM5 66V65H4ZM75 66V67H74ZM82 66H83V68H82ZM85 66H87V67H85ZM90 66V67H89ZM94 66H97V67H102V66H104V67H102L101 69H99V68H97V67H94ZM110 66V67H109ZM112 66H114L116 69H110ZM117 66L119 67V68H121L124 72L128 69H130L131 71H133L134 73H132V72H128L127 71V73L129 74V76H130V78H129V76L128 75H126L125 76V74L126 73H124L123 71V74H120V71H121V69H119V68H117ZM121 66V67H120ZM245 66V67H244ZM88 67L91 69H94V73H90V69H88ZM114 67H112V68H114ZM75 68V69H74ZM96 68V69H95ZM103 68H106V70H105V72L102 70ZM107 68H109L108 70H109V72H108V70H107ZM236 68H239V69H236ZM249 68V69H248ZM83 69H85L86 70V72H85V70L83 71ZM88 69V70H87ZM118 69V70H117ZM70 70V71H69ZM95 70H97V71H95ZM100 70V71H99ZM111 70V71H110ZM25 71V72H24ZM118 71V72H117ZM137 71V72H136ZM242 71V72H243ZM32 72V71H31ZM31 72H29V70H26V69H24L23 71H19L18 73H16V75H15V73H10V74H8L7 76H5L6 78L8 77V79L12 82V83H10V81L9 80H7L6 81V79H5V77L3 76H1L0 75V102L1 101H3L4 100V98L7 96V94H8V92L9 91H11L13 88H15L17 85H19L22 81L24 82V80L25 79H27V78H29V77H31V83H30V85H29V87H30V91H33V92H29L28 94L29 95H25L24 97H23V99H25V97H26V99H25V101H23L22 100V98H21V100H22V106H23V110L20 112V119H21V124L22 125H24L25 127H22V126H20L19 127V129H21V131H20V133H22V134H20L19 132L18 133H16V132H12V134L10 133V137L8 136V131L9 130H11L9 127H11V126H9L8 124L6 125V127L3 129V128H0V144H3V143H5V144H3L2 146L4 147H2L1 145H0V152H1V156H0V161H1V159L3 160V164L5 165V161H6V175L5 176H7L8 174H10V173H12L13 171H16L17 169H13V165H12V163H14V161H15V163L16 162H19V164H22L23 166H30V164H31V162L30 161H28V157H29V150L27 149V147H26V145H25V147H24V145H23V141H22V139L25 137L26 139H27V142H28V145L30 146V147H33V149H35V150H37V155H40L42 152H43V149L41 148V147H39V146H37V145H33V146H31V144H30V142H29V136H30V134L32 135V132L34 131V130H36V129H40V128H42V126L44 127V124L40 121V120H38V119H32L31 117V115H35L34 113H35V111H39V109H40V107L45 103V102H48L50 105H54L55 103H57V101H56V88H55V86L52 84L53 83V80L52 79H50V77H49V79H50V81H49V79L48 78H44V75H35V74H33V73H31ZM96 72V73H95ZM100 74H99V73ZM102 72H104V74L102 73ZM144 72H146V73H148V69H146V70H144ZM22 73V74H21ZM85 73V74H84ZM110 73V74H109ZM113 73V74H112ZM26 74H27V76H26ZM29 74V75H28ZM35 76V77H32L33 75ZM87 74V75H86ZM91 74H94L93 75V77L91 76ZM98 75V76H96V75ZM117 74V75H116ZM130 74H132V75H130ZM3 75V74H2ZM14 76V78H13V76ZM19 77H18V76ZM102 77H101V76ZM108 75V76H107ZM115 75H116V77H115ZM119 75V76H118ZM125 77H124V76ZM137 75V74H136ZM15 76H17V77H15ZM38 76V77H37ZM106 76V77H105ZM124 78H123V77ZM128 76V77H127ZM235 76H237V75H235ZM9 77H11V78H9ZM72 77H74V74H73V76ZM90 77V78H89ZM113 77H115V78H113ZM121 77H122V81H121ZM239 77H241L240 75L238 76V78ZM25 78V79H24ZM36 78V79H35ZM38 78V79H37ZM108 78V79H107ZM111 78V79H110ZM44 79V80H43ZM75 79H77V77H75ZM123 79H125V82H124V80ZM13 80V81H12ZM15 80H16V82H15ZM21 80V81H20ZM46 80V81H45ZM103 80H105V81H103ZM131 80H134V79H131ZM2 81V82H1ZM38 81V82H37ZM43 81H45V82H43ZM107 81V82H106ZM13 82H15V83H13ZM139 84V86L138 85H135V84H137V83ZM132 83V84H131ZM135 83V84H134ZM158 83V82H157ZM157 83H155L154 82V86H153V88H156V87H160L162 90H165V88H163V85L161 86V83L159 84H157ZM7 84H9V86L7 85ZM11 84V85H10ZM33 84V85H32ZM86 84V85H85ZM130 84V85H129ZM122 85V86H121ZM126 85V86H125ZM128 85H129V88H128ZM134 85V86H133ZM147 85V86H146ZM8 86V87H7ZM100 86V87H99ZM112 86V87H111ZM136 86H138V87H136ZM96 87V88H95ZM102 87V88H101ZM121 87V88H120ZM147 87V88H146ZM12 88V89H11ZM142 88V89H141ZM98 91H97V90ZM100 89H101V91H100ZM125 89V90H124ZM137 90V91H136ZM142 90V91H141ZM150 90L153 92H150ZM119 91V92H118ZM101 93V94H100ZM248 93V94H247ZM253 93H254V95H253ZM92 94V95H91ZM136 94H139L138 96H135ZM154 95V97H153V95ZM246 95H247V97H248V100H249V98H250V100L252 99V97H253V99L252 100H254V101H250L249 100V102H251V103H249L248 102V100H247V97H246ZM131 96V97H130ZM135 96V97H134ZM250 96V97H249ZM58 97V96H57ZM136 97H138L139 99H137ZM60 98V97H59ZM153 98V99H152ZM155 98V99H154ZM172 98H173V96H172ZM243 98H244V100H245V102L247 101L249 104H247V105H245V103H244V100H243ZM246 98V99H245ZM101 99V100H100ZM136 99V100H135ZM104 100H106L105 102H104ZM135 100V101H134ZM139 100H141L142 101V105H141V101H139ZM143 100H144V102H143ZM263 100V101H262ZM136 102V103H135ZM140 102V103H139ZM239 102H240V104H244L245 105V107H243L242 105H240L239 104ZM246 102V103H247ZM2 103V102H1ZM106 103V104H105ZM135 103V104H134ZM157 103H159V106H161V107H159L158 106V104ZM238 104V105H237ZM250 104L252 105L251 107H249L250 106ZM259 104V105H258ZM135 105V106H134ZM137 106V107H136ZM235 108H234V107ZM240 106V107H239ZM241 106H242V108H241ZM122 107V108H121ZM227 107H228V109H227ZM236 107H237V109H236ZM257 107V108H256ZM253 108V109H252ZM140 109V110H139ZM162 109V110H161ZM177 109V108H176ZM235 109H236V111H235ZM108 110V111H107ZM218 110V109H217ZM138 111V112H137ZM178 111V110H177ZM219 111V110H218ZM229 111V112H228ZM234 111V112H233ZM256 112L255 114H256V116H255V114L254 113H252V112ZM143 112V113H142ZM163 112V113H162ZM239 112V113H238ZM179 113V112H178ZM216 113H217V111H216ZM237 113V114H236ZM163 114V115H162ZM166 114V115H165ZM185 115H187L188 116V113L187 114H185ZM185 115H180L181 117L182 116H185ZM207 115V114H206ZM204 116V117H206L207 119H209V117L211 118V116L210 115H207V116ZM225 115V116H224ZM231 115V116H230ZM232 115H233V117H232ZM252 115H254L255 116V118H253L252 117ZM186 116V117H187ZM228 116V117H227ZM76 117V116H75ZM227 117V118H226ZM232 117V118H231ZM251 117V118H250ZM259 117V118H258ZM180 118V117H179ZM229 118V119H228ZM250 118V119H249ZM253 118V119H252ZM165 119V120H164ZM168 119V121H166ZM228 119V120H227ZM234 119H235V121H236V123H235V121H234ZM247 119V120H246ZM259 119V120H258ZM251 120V121H250ZM253 120V121H252ZM120 122V123H118V122ZM201 118L199 119V117H198V120H197V118H195L194 119V122H195V124H196V126L197 127H200V123H201ZM239 121V122H238ZM249 123H247V122ZM255 121V122H254ZM116 122V123H115ZM78 123V122H77ZM103 123V124H102ZM118 123V124H117ZM138 123V124H137ZM243 123H247V125L246 124H243ZM263 123H264V118H263ZM2 124H4V122L2 123ZM129 124V125H128ZM137 124V125H136ZM169 124H171V125H169ZM253 125V124H257V125H255V127L253 126V130H252V132H251V130L250 129H252V128H249V125ZM247 127H246V126ZM263 125V124H262ZM240 126V127H239ZM261 126V125H260ZM4 127V126H3ZM8 127V128H7ZM82 127V129H83V131H85L86 130V128H84L83 126H81ZM118 127V128H117ZM160 127H162V128H160ZM230 127V128H229ZM252 127V126H251ZM111 128V129H110ZM169 128V129H168ZM245 128V129H244ZM248 128H249V131L252 133V134H250V133H248L247 132V130H248ZM160 129V130H159ZM165 129V130H164ZM255 129V130H254ZM33 130V131H32ZM41 130V129H40ZM44 130H45V128H44ZM43 129L41 130V131H44ZM108 130V131H107ZM127 130V131H126ZM158 130V131H157ZM243 130V131H242ZM111 131V132H110ZM138 131V132H137ZM149 131V132H148ZM228 131V132H227ZM45 132V131H44ZM86 132V134L88 135V131L86 130L85 131ZM152 132V133H151ZM156 132H158V133H156ZM167 132V133H166ZM34 133V132H33ZM46 133V136L44 137L46 140H50V138H49V136L47 135L48 133L47 132H45ZM44 133V134H45ZM107 133L108 134H110V136L108 137L107 136ZM136 133V134H135ZM240 133V134H239ZM24 134V135H23ZM251 135V137H250V135ZM259 134H261L260 136H257V135H259ZM137 135V136H136ZM165 135H170V137L169 138H167V136L164 138V136ZM212 135H214L213 133L211 134V136ZM247 135V136H246ZM24 136V137H23ZM77 136H78V134H77ZM60 137V136H59ZM88 137H89V135H88ZM104 137V138H105ZM243 138L242 140L241 139H239L238 140V138ZM256 137V138H255ZM105 138V140H107ZM110 138V139H109ZM115 140H114V139ZM130 138V139H129ZM139 138V139H138ZM260 138V139H259ZM10 139V140H9ZM61 137H60V141H61ZM169 139V140H168ZM235 139H237V140H235ZM114 140V141H113ZM241 140V141H240ZM20 141H21V143L22 144H20ZM38 140H36V142H37ZM63 141V140H62ZM61 141V142H62ZM178 141V142H177ZM247 141V142H246ZM249 141V142H248ZM49 142V141H48ZM84 140L82 139L81 141H80V144H81V146H80V154H86V155H89L90 154V148L88 147V145H86L87 143L86 142H84ZM92 142L94 143V141L92 140ZM105 142V143H106ZM114 142H116V143H114ZM244 142H245V144H244ZM264 142V141H263ZM50 143V142H49ZM114 143V144H113ZM145 143V144H144ZM163 143H164V145L165 146H162L163 145ZM166 143V144H165ZM177 143V144H176ZM192 145V147H190V144ZM239 143V144H238ZM241 143H242V146H241ZM250 143H255V144H250ZM113 144V145H112ZM184 144V145H185ZM199 144V145H198ZM59 145H60V143H59ZM94 145H95V143H94ZM112 145V146H111ZM115 145V149H114V146ZM116 145H118V146H116ZM7 146V147H6ZM84 146V147H83ZM96 146V145H95ZM137 146V147H136ZM151 146V147H150ZM154 146V147H153ZM157 148H156V147ZM197 146V147H196ZM248 146V147H247ZM253 146V147H252ZM259 146V147H258ZM16 147V148H15ZM36 147V148H35ZM193 147H196V148H193ZM251 147V148H250ZM26 150V152L24 151V152H22L23 150ZM96 148V147H95ZM120 150H119V149ZM148 148H150V149H148ZM154 148V149H153ZM156 148V149H155ZM178 148H180L181 149V151L178 149ZM242 148H244V149H242ZM64 149V150H63ZM110 149H108V152H110ZM183 149V150H182ZM193 149V150H192ZM253 149V150H252ZM13 150V151H12ZM82 150V151H81ZM85 150V151H84ZM246 150H247V152H246ZM249 150V151H248ZM255 150V151H254ZM262 150V151H261ZM3 151H5V152H3ZM7 151V152H6ZM39 151V152H38ZM46 151V150H45ZM60 151L62 152V153H60L61 155H63V156H60L59 155V160L60 161H62V160H65L66 161V164L68 165L67 167H68V169L69 168H71V167H73V166H76L77 167V169L79 168V169H82L81 167V163H80V167L78 166V165H75V164H77V162L76 161H72V164L70 165V162H69V160H71L72 159V154L70 153L71 152V150H70V148H69V146L67 145H64V143H62L61 144V146H60ZM67 151H69V152H67ZM96 151L98 152V149L96 148ZM194 151V152H193ZM18 152V153H17ZM21 152V153H20ZM192 152H193V154H192ZM250 152V153H249ZM253 152V153H252ZM257 152V153H256ZM261 152H263V153H261ZM17 153V154H16ZM40 153V154H39ZM179 153H181V154H179ZM190 153H191V155H190ZM6 154H7V156H6ZM19 154H21V156L19 155ZM28 154V155H27ZM98 154H99V152H98ZM36 155V156H37ZM65 155V156H64ZM120 156V158H119V156ZM172 155V156H171ZM182 155V156H181ZM184 155V156H183ZM256 155V156H255ZM262 155H263V157H262ZM5 156L7 157V158H5ZM14 156V159L12 158ZM17 156V157H16ZM26 156V157H25ZM67 156V157H66ZM151 158H150V157ZM189 156V157H188ZM2 157H4V158H2ZM10 157V158H9ZM20 157V158H19ZM62 157H63V159H62ZM100 157V156H99ZM146 157V158H145ZM185 157V161L183 160V158ZM252 159H251V158ZM262 157V158H261ZM16 158H17V160L18 161H16ZM52 157H50V159H51ZM71 158V159H70ZM259 158H261V160L259 159ZM5 159V160H4ZM13 159V160H12ZM50 159H48V160H50ZM74 159V158H73ZM118 159V160H117ZM122 159V160H121ZM187 159H190V160H188L187 161ZM263 159V160H262ZM9 161V165H12V166H9L8 167V164H7V162ZM11 160V161H10ZM53 159H51V161H49V166L50 165H52V168H51V166L49 167V169L51 170V171H53L54 172V175H52V176H54L55 177V171L57 170V172H58V169L57 168H55V169H53L54 168V166H53V164H54V160L52 161ZM120 160V161H119ZM251 160V161H250ZM21 161V162H20ZM22 161H23V163H22ZM100 161H101V159H100ZM133 161V162H132ZM140 161V162H139ZM255 161V162H254ZM261 161V162H260ZM27 164H26V163ZM50 162H51V164H50ZM75 164H74V163ZM102 162V161H101ZM135 162V163H134ZM190 162V163H189ZM244 162V163H243ZM2 162H0V164H1ZM11 163V164H10ZM30 163V164H29ZM61 163V162H60ZM131 163H133V164H131ZM167 163V164H166ZM169 163V164H168ZM186 163V164H185ZM187 163H189V164H187ZM254 163V164H253ZM259 164V165H255V164ZM18 164V163H17ZM102 164V163H101ZM238 164V165H237ZM242 164L243 165H245V166H242ZM73 165V166H72ZM108 165V163L105 165L106 167V171L108 170V168H109V166H107ZM102 166H103V164H102ZM167 166V167H166ZM169 166V167H168ZM256 166V167H255ZM259 166L261 167V168H259ZM0 167H1V165H0ZM21 167V166H20ZM75 167V168H76ZM88 167H91L90 165L88 166ZM255 167V168H254ZM141 168V167H140ZM162 169V171H161V169ZM170 168V171L168 170ZM233 168H235V169H233ZM237 168V169H236ZM240 168V169H239ZM165 169H167V171L165 170ZM188 170V171H186L187 172V174H186V172H185V170ZM233 169V170H232ZM242 169V170H241ZM245 169V171H243ZM256 169V170H255ZM259 169V170H258ZM116 170V169H115ZM153 170V169H152ZM68 171V170H67ZM111 170H110V168H109V171H108V175H110V177L112 178L113 176H115L116 174H118V173H116V171H115V173L116 174H113L114 173V171L113 172H110ZM169 171V172H168ZM109 172H110V174H109ZM118 172V171H117ZM162 172H167L168 174H161ZM235 172V173H234ZM257 172V174H255ZM61 176L63 175V174H61V172H58ZM57 173V174H58ZM173 173V174H172ZM58 174V175H59ZM246 174H250V175H246ZM58 175H57V177H58ZM66 175V176H65ZM67 175H68V172L67 173H64V177H67ZM162 175H164V177L162 176ZM175 175H176V177H175ZM183 175V176H182ZM4 176V177H5ZM61 176H59V177H61ZM158 176V177H157ZM170 176H173V177H171L170 178ZM193 176V177H192ZM243 176H245V177H243ZM248 176V177H247ZM250 176V177H249ZM3 177V178H4ZM148 177V178H147ZM168 177L170 178V179H168ZM189 177V178H188ZM241 177V178H240ZM56 178V177H55ZM62 178V177H61ZM146 178H147V180H146ZM151 178V179H150ZM164 178V179H163ZM174 178H176V179H174ZM188 178V179H187ZM236 178V179H235ZM66 179H68V177L66 178ZM112 179H114L115 180V177H113ZM149 179V180H148ZM166 179H168V180H166ZM241 179H242V181H241ZM261 178H259L258 179V177H257V183H258V185L257 186H259V184H261L262 183V179L260 180ZM71 180V181H70ZM74 180V179H73ZM85 180H86V182H87V179H86V177H85V179L83 180V185L82 184H80V183H78L77 181H72V178H69L68 180H66L65 181V183H67V184H65V186L66 185H68V187H65V188H67V189H69V188H71L72 189V186H73V189L71 190V189H69L70 191V194L72 193V194H74L76 197L79 195V194H81L82 195V190L84 189V193H86V191H89V189H90V187H91V185L93 184V183H86L85 182ZM180 180V181H179ZM236 180H239V181H237L238 183H239V185H236L235 183H237V182H235ZM69 181V182H68ZM89 181H91V180H89ZM146 181V182H145ZM175 181H176V183H175ZM243 181H244V184H243ZM77 182V183H76ZM148 182V183H147ZM162 182V183H161ZM187 182H188V184H187ZM241 182V183H240ZM75 183V184H74ZM86 183V184H85ZM146 184V185H144L143 186V184ZM169 183H171L172 184V186H171V184H169ZM180 183V184H179ZM237 183V184H238ZM73 184V185H72ZM115 184V183H114ZM243 184V185H242ZM72 185V186H71ZM80 185V186H79ZM82 185V186H81ZM152 185V186H151ZM158 185V186H157ZM166 185H167V187H166ZM174 185V186H173ZM196 185V186H195ZM245 185H247V186H245ZM71 186V187H70ZM79 186V187H78ZM84 186H86V187H84ZM83 187V188H82ZM153 187H155L156 189H154ZM63 188H64V186H63ZM80 188V189H79ZM150 188H152V191L150 190ZM164 188V189H163ZM175 188V189H174ZM80 190V191H77L76 192V190ZM153 189H154V191H153ZM157 189H160L161 191H162V189H163V191L160 193V190H157ZM157 190V191H156ZM76 192V193H78V195L76 194V193H74V192ZM147 193H146V192ZM159 191V194H161V196H163L162 197V203L161 202H157V204H156V201H158L159 199L161 200V197H160V195L158 196V198H156V196L154 197H152V193L151 192H154L153 193V195H157V192ZM166 193H165V192ZM162 193H163V195H162ZM165 193V194H164ZM168 194V196H166ZM81 195H79L78 197L80 198V196ZM146 195H147V197L149 196V200H150V202H149V200L147 199V197H146ZM74 196V198L75 199H73V203H76V202H78L79 201V198H77L76 199V197ZM85 196V195H84ZM166 196V197H165ZM146 197V198H145ZM151 197H152V199H151ZM157 200H156V199ZM163 198H166V199H164V200H167L168 198V200H167V202L165 203V201H163ZM175 198V199H174ZM185 198V199H184ZM82 198H80V200H81ZM74 200H75V202H74ZM174 201V202H172V201ZM147 201H148V205H147ZM152 201V202H151ZM187 201V202H186ZM170 203V202H172V205H171V207H169L170 206V204H169V206H168V204L167 203ZM185 202H186V204H185ZM161 203V204H160ZM164 203V204H163ZM174 203V204H173ZM189 205H188V204ZM156 204V205H155ZM179 204V205H178ZM168 207H167V206ZM175 205V206H174ZM178 207H177V206ZM195 205H197V207L195 206ZM165 206L167 207V208H169V209H171V211H169L168 212V210L169 209H166L165 208ZM174 207V209H173V207ZM193 206V207H192ZM155 207V208H154ZM160 207L161 208H164V210H162L161 209V211H160ZM157 208H159L158 210H157ZM194 208V209H193ZM199 208V209H198ZM211 209V210H210ZM175 211V214H173L174 216L173 217H170L172 214L170 213V212H172V211ZM174 211L172 212V213H174ZM188 211V210H187ZM210 211V212H209ZM162 212V213H161ZM195 212H197V215H194L195 214ZM199 212V213H198ZM169 213V214H168ZM189 213V214H190ZM201 213V214H200ZM209 213V214H208ZM198 214H200V215H198ZM161 215V216H160ZM263 215H264V213H262V214H259V215H256V219H258L259 217H263ZM206 216V217H205ZM168 217V218H167ZM176 217H175V219H176ZM178 217H179V215H178ZM177 217V218H178ZM202 218V217H201ZM182 220H183V218H182ZM207 220V221H208ZM228 221H230V226L229 225H226L225 226V228L223 229V225H225V224H227L228 223ZM257 220H255V222H256ZM113 225V227H112V225ZM254 223V222H253ZM109 224V225H108ZM187 224V223H186ZM151 225V224H150ZM236 225H237V227H236ZM105 226L107 227V228H105ZM115 226H116V224L114 223V222H107V224H103V226H102V230L105 232V233H111L113 230H114V228H115ZM152 226V225H151ZM104 227V228H103ZM112 227V228H111ZM153 227V226H152ZM217 228H216V230H217ZM233 228H234V230H233ZM109 229V230H108ZM112 229V230H111ZM157 232H159V231H157ZM229 232V233H228ZM231 232V233H230ZM241 232H243V233H241ZM177 233V234H176ZM184 233H187V234H189V235H185ZM241 236H243V238L245 239V241L240 237V235ZM178 235H180V236H178ZM184 235V236H183ZM193 235H196L195 237L193 236ZM185 236H186V238H185ZM189 236V237H188ZM188 237V238H187ZM241 239H240V238ZM195 238V239H194ZM239 238V239H238ZM201 240V239H200ZM190 243V244H189ZM202 247H203V245H202ZM46 251H50V249H47ZM190 252H191V254H190ZM47 253V252H46ZM184 254L186 255L185 257H184ZM51 255H52V252H51ZM189 257H191V258H189ZM53 258V257H52ZM183 258H185V259H183ZM188 258V259H187ZM201 258V259H202ZM187 259V260H186ZM189 260V261H188ZM199 260V261H198ZM42 261H43V259H42ZM188 261V262H187ZM51 262H52V260H51ZM51 262H49V263H51ZM43 264L45 263V264H47L48 262H45V260H44V262H42Z\"/></svg>",
    "mask_w": 264,
    "mask_h": 264
}]
</instances>
